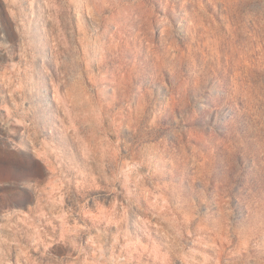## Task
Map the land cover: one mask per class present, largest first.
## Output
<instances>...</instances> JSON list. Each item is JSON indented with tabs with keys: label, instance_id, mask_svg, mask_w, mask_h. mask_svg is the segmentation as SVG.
Returning a JSON list of instances; mask_svg holds the SVG:
<instances>
[{
	"label": "rangeland",
	"instance_id": "374dc122",
	"mask_svg": "<svg viewBox=\"0 0 264 264\" xmlns=\"http://www.w3.org/2000/svg\"><path fill=\"white\" fill-rule=\"evenodd\" d=\"M0 264H264V0H0Z\"/></svg>",
	"mask_w": 264,
	"mask_h": 264
},
{
	"label": "bare ground",
	"instance_id": "6f19581e",
	"mask_svg": "<svg viewBox=\"0 0 264 264\" xmlns=\"http://www.w3.org/2000/svg\"><path fill=\"white\" fill-rule=\"evenodd\" d=\"M41 87L39 88L40 93H46L48 91L47 84L45 82L40 83Z\"/></svg>",
	"mask_w": 264,
	"mask_h": 264
}]
</instances>
